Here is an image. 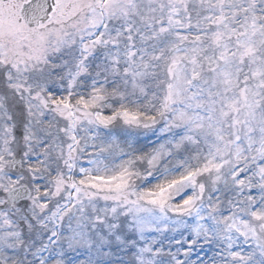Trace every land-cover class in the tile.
I'll return each instance as SVG.
<instances>
[{
	"label": "snow or ice",
	"instance_id": "snow-or-ice-1",
	"mask_svg": "<svg viewBox=\"0 0 264 264\" xmlns=\"http://www.w3.org/2000/svg\"><path fill=\"white\" fill-rule=\"evenodd\" d=\"M0 264H264V0H0Z\"/></svg>",
	"mask_w": 264,
	"mask_h": 264
}]
</instances>
